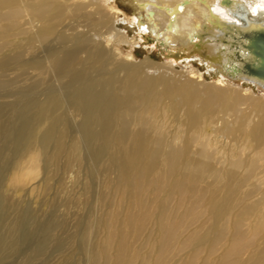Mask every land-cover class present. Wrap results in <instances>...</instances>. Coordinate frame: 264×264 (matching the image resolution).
Instances as JSON below:
<instances>
[{"label":"bare ground","instance_id":"bare-ground-1","mask_svg":"<svg viewBox=\"0 0 264 264\" xmlns=\"http://www.w3.org/2000/svg\"><path fill=\"white\" fill-rule=\"evenodd\" d=\"M119 21L124 28H117ZM129 30L134 33L131 37ZM227 33L228 46L221 42ZM263 33L264 0H0V95L31 94L43 82L11 88L20 77L53 75L78 82L85 75L84 63H98L107 54L116 59L123 44L134 48L144 44L162 49L163 55L158 63L147 61L155 72L129 78V87L134 83L136 87L118 113L114 97L101 84L78 100L87 109L78 124L81 139L71 140L70 127H61L57 99L26 121L23 107L17 108L12 121L0 116V139L8 132L12 136L5 143H12L14 167L27 160V173L36 177L41 169L44 181L40 208L34 210L12 194L20 191V178L16 182L5 174L12 165L0 167V225L9 232L0 240L7 238L15 250L36 241L21 264L40 260L42 264H176L177 253L184 251L190 254L187 262L197 264L204 246L207 255L200 264H264ZM9 70L16 76L8 78ZM105 70L106 64L102 73ZM206 76L211 82L197 85ZM167 98H177L170 109L182 105L184 125L191 131L183 138L174 134L170 141L157 124L159 110L164 109L161 102ZM206 114L215 124L221 122L211 131L214 140L194 132ZM80 156L91 176L81 181L77 201L52 190H66L60 179L54 180L71 172ZM228 161V166L214 167L215 162ZM92 169L105 179L95 180ZM78 183L77 174L74 185ZM61 206L79 207L84 215L75 217L74 223L64 222L61 235H49L52 226L44 225L45 211L50 212L47 222H52ZM106 207L116 213L109 211L98 219L95 208ZM14 216L17 223L10 222ZM196 224L190 241H182ZM145 225L158 239L135 248L132 243L142 236ZM16 226L23 230L18 236ZM97 227L104 237L95 246ZM226 234L231 235L230 245L217 254ZM195 239L197 246H188ZM66 246L72 253L61 254L57 262L48 259L55 254L47 251L60 252ZM114 249L116 253L110 254Z\"/></svg>","mask_w":264,"mask_h":264},{"label":"rangeland","instance_id":"rangeland-1","mask_svg":"<svg viewBox=\"0 0 264 264\" xmlns=\"http://www.w3.org/2000/svg\"><path fill=\"white\" fill-rule=\"evenodd\" d=\"M121 7L124 8L123 5H120ZM112 11L108 10L109 15H112L111 13ZM122 16V15H121ZM121 16L119 15V17L121 18ZM123 18V16H122ZM125 24L120 22L117 24V28L121 29L124 28ZM127 26V25H126ZM131 30H129V35L130 37L132 35H134V33ZM264 34V33H263ZM137 37V36H135ZM264 37V36H263ZM138 38V37H137ZM107 40V39H106ZM138 40H140V38H138ZM106 42V41H105ZM110 45H112V43H110ZM146 45L144 44H139L137 46L131 47V45L128 44H123L119 47V50L121 52L120 57H117L116 59L113 57H109L108 54L104 56V58L102 60H99L98 63L89 60L88 64L84 63L83 64V70L85 71V75L84 77L78 81V82H72L69 83L68 80H58V79H54V76H50L47 78H43V79H38L41 78L39 77H20L19 78V83L16 82V84H14L12 87H16V86H20V85H24V84H28L29 82H34L37 80H42L43 82L40 84L39 88L31 93V94H14L12 95L10 93V91H6L4 92V94L0 95V116H4L6 117V119L11 120L13 116L16 115V112L18 111V107H23L25 113H27L24 116V120L26 121L30 116L38 113L41 111V107L45 106V107H50L52 106V101H55V99L58 100L59 102V106L60 109L57 111V116L59 117V123L61 125V127L64 126H68L70 127L72 133H71V140L75 137H80L79 134V128H78V124L79 122H81L87 112L86 107L81 103V101H78L80 98L83 97V95L87 92H92L95 90V88L97 86H99L100 84L103 85V87L105 88V92H108L112 97H114L115 100V107H114V111L116 113H118L121 109V105H123V103H125V100H127V96L129 95L130 91L136 87V84L134 83L131 87H129V78H133L135 76L137 77H142L141 75L144 74H151L153 72H155V68L150 69L149 68V63L150 60H152L154 63H158L161 61V59H163V55L161 53L162 49H152L151 47H146ZM132 54V56L128 57V54ZM151 58V59H150ZM93 59V58H90ZM148 61V62H147ZM107 66V70H105L106 72L102 73V67L103 65ZM196 68L199 70H203L202 66L199 67V65L195 64ZM161 67V66H160ZM163 67V66H162ZM161 67V68H162ZM162 69H165L166 71L168 69H166V67H163ZM31 71L32 69L29 70V75L31 76ZM144 73V74H143ZM7 75L9 76L8 78H13L15 77V71L14 73L11 72V70H9L7 72ZM23 79V80H22ZM205 82H201L203 83L202 85L198 84L200 87H204L206 85V82L209 83V81L211 80V78L209 77H205ZM211 82V81H210ZM207 83V84H208ZM212 87L211 85L207 86L206 88ZM137 90V89H135ZM245 93V92H243ZM116 95L120 96L117 97ZM245 95V94H244ZM249 95V94H248ZM175 99L174 102L177 103V98H173ZM172 98H167L164 102H161L162 107H164V109H160L158 114V118H157V124L160 126V128L163 129V133L162 135L168 140L170 141L173 138L174 134H180L179 136H181L182 138L185 137L186 135H188L191 131L190 129L184 125L185 124V116H184V108L182 107V105H178L177 107L178 110L174 111L172 109H170V104L171 102H173ZM200 107V103L196 102L195 105V109H198ZM212 107H214V105H212ZM244 108L247 107V105H243ZM242 107V108H243ZM246 109H249L248 107ZM119 110V111H118ZM20 113H22V110H20ZM218 125H221V122H217L216 124L212 121L211 119V115L210 114H206L204 115L202 122L199 124V126L196 128V130L194 131L196 134L197 133H201V135L204 136H208L209 138H213V140L215 139L214 133L211 131H214L215 127H218ZM31 124H29V127L31 129ZM98 128L97 126L94 127ZM118 127L115 128V132L118 131ZM42 132L41 129H39L38 132H36L37 134H40ZM78 134V135H77ZM117 135V134H116ZM10 137V138H9ZM12 139V136H10V132L6 133L5 135H3L0 139V152H2L4 154V158L0 159V167L3 166H11L10 169H6L5 168V174L9 179L16 180L17 176L20 178L18 181V188L20 191H16V190H12V194L14 195L15 198H21V200L24 201V203H26L27 205H29L32 209L34 210H38L40 208V200L42 201V184H43V172L40 169L39 171H37L36 173V177L31 176L28 172L29 167H30V163L27 160H24L22 162V164L18 165L19 167H14V159L12 157V153H11V148L10 145L12 143H5L6 139ZM217 140L226 142L227 140H222L221 137H218ZM244 141H239L240 144H242ZM6 144H8L7 146H5ZM243 146H245V148L247 147V145H245V143L242 144ZM250 144L248 143V146ZM85 146L82 145V148L84 150H86V148H84ZM249 148L251 149V147L249 146ZM250 154V152H247V156ZM250 156V155H249ZM245 157V155H244ZM88 161V165H92L91 160L87 159ZM114 158H110L109 163L111 165L114 166ZM247 162V159H246ZM230 163V161L225 162L223 165H219L217 164V162H215L214 167H217L219 169L220 166H228ZM83 165H85V160L82 159V157L80 156L77 161H75L73 163V167L71 172L66 173V174H60V177L55 178L54 182L57 183L60 179V181L65 184L66 186V190H59L57 192V189L55 188V190L53 189L52 191L55 193H57L58 195L62 196V197H67V198H74L75 200H79L81 199V191H82V183L81 181L83 180H89L91 176V174H88V171L86 169L83 168ZM93 166V165H92ZM261 166H264V161L261 162ZM14 167V168H13ZM233 169V168H232ZM93 171H95L94 169H92ZM79 175V183L77 185H74V180H75V175ZM12 177V178H11ZM115 177V176H114ZM93 178L95 180H98L99 178L105 179V176L103 174H100V172H94L93 174ZM17 182V180H16ZM53 183V182H52ZM13 184V181L8 182V186L11 187ZM53 192H51L50 194L52 195ZM17 196V197H16ZM94 203V201H93ZM79 208V207H77ZM74 206L71 207H63L61 206L59 209L56 210L55 214H56V220L55 221H48L47 222V216L50 214L49 211H45L46 214H44L43 217V221L46 222L44 225L47 224H51L52 228H50V231L48 232L49 235L55 236V235H61L60 233L62 232V228L63 226L66 225L67 222L68 223H74V219H76L75 217L77 216H81L84 213L83 209H77ZM46 209V208H45ZM104 210L100 209V208H95V212L94 214L96 216H98V219H104L106 217V213H108L109 211H111L112 214L116 213L115 208H103ZM84 215V214H83ZM47 217V218H46ZM18 217L14 216L10 221V222H15L17 223L16 219ZM97 219V217H94ZM65 220V221H63ZM42 221V222H43ZM5 223L9 226L8 221H4V226ZM197 224L193 227H189L188 230L185 232V234L181 237L182 241H190L189 235L191 233H194V229L196 228ZM0 236L3 235H7L6 232H8L2 225H0ZM7 227V226H6ZM98 229V233H99V237L96 235L93 237V243L96 244L95 246H98V244H102L101 242V237H104V233H103V229H101L100 227H97ZM16 230H19L18 227L16 226ZM151 230L152 227L148 226L142 231V236L139 237V239L135 240L132 243V246L135 248H138L141 243H146V240L151 243V241H156L157 235L156 234H151ZM4 231V233H3ZM6 231V232H5ZM21 231H23L22 229H20L19 231H16L17 234L16 236H18L20 233H22ZM192 231V232H191ZM191 232V233H190ZM9 233V232H8ZM204 231L200 232V234L197 237H202ZM231 235H227L224 238V246L221 250L218 251L217 254H223L225 252V250L229 247L230 243H229V239H230ZM38 239V238H37ZM7 240V241H6ZM6 241V243H4ZM197 240L195 239V241L193 243L190 242V244L188 246H197ZM36 243V241H32L29 243L30 246H34L33 244ZM28 244H25L21 246V248L18 249H14V247H11L9 245L8 239H2V241L0 240V257H3L4 259L1 260L0 259V264H21L22 262H24L27 257L29 258V256L32 254V249ZM68 246V245H67ZM64 247V249L60 252H49L47 251L46 254H55L53 257L52 255L49 256L48 259H50V261L52 262H57L60 260L61 258V254H68V253H72L71 248L70 247ZM146 247H148L147 244H145ZM17 247V246H16ZM202 250V253L198 254L199 256L197 257V259L199 260V262L197 264H200L202 262V260L204 259V257L207 255V250L206 247H200ZM189 249V248H188ZM145 250V248H144ZM116 251L111 250L110 254H115ZM5 254H11L9 256H6ZM153 254V253H152ZM179 254V256L177 258H179V261L176 264H182L183 262L189 264V262H187V257L190 255L189 253H186V251L184 252H179L177 253ZM202 258V260H201ZM47 259V260H48ZM46 260V261H47ZM41 261V260H40ZM40 261H35V263L33 264H39ZM42 264V263H40ZM77 264H82V263H77Z\"/></svg>","mask_w":264,"mask_h":264},{"label":"water","instance_id":"water-1","mask_svg":"<svg viewBox=\"0 0 264 264\" xmlns=\"http://www.w3.org/2000/svg\"><path fill=\"white\" fill-rule=\"evenodd\" d=\"M229 37V33H227V34H224L223 36H222V38H221V42H223L226 46H228V38ZM248 78H250L251 80H254L256 77L255 76H253V75H249V77ZM256 80V79H255Z\"/></svg>","mask_w":264,"mask_h":264}]
</instances>
